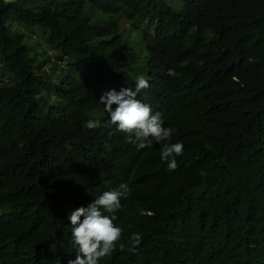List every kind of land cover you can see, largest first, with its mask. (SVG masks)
Masks as SVG:
<instances>
[{"label": "trees", "instance_id": "trees-1", "mask_svg": "<svg viewBox=\"0 0 264 264\" xmlns=\"http://www.w3.org/2000/svg\"><path fill=\"white\" fill-rule=\"evenodd\" d=\"M44 1L0 0V264L75 260L69 215L121 183L125 249L99 264H264V0ZM142 59L173 172L86 126Z\"/></svg>", "mask_w": 264, "mask_h": 264}, {"label": "clouds", "instance_id": "clouds-1", "mask_svg": "<svg viewBox=\"0 0 264 264\" xmlns=\"http://www.w3.org/2000/svg\"><path fill=\"white\" fill-rule=\"evenodd\" d=\"M167 74L177 75L172 69H169ZM149 87V80L140 76L134 89L121 88L119 92L113 89L104 93L99 103L107 113V121L101 125L100 121L90 119L86 126L89 130L100 127L111 129L107 133L109 137L124 134L127 143L135 145L137 150L152 147L153 141L161 144L160 159L167 164L168 171L173 172L178 168L176 158L183 155L184 145L179 142L168 143L173 129L164 127L160 112L153 114L148 104L137 99L138 94ZM105 147L108 148L107 145ZM129 194V186L121 183L113 190L104 191L87 207H80L71 212L68 220L71 225L72 246L77 250V254L75 260H69L68 264H99V261L109 256L117 246L121 251L125 249V244L120 243L123 230L116 226L114 221L117 220L116 213L121 209V200L127 199ZM141 240L139 233L133 234L129 240V250L135 251ZM236 240L237 237L235 242ZM252 245L255 247L257 244L249 243L245 248ZM251 255L256 256L254 253Z\"/></svg>", "mask_w": 264, "mask_h": 264}, {"label": "rangeland", "instance_id": "rangeland-1", "mask_svg": "<svg viewBox=\"0 0 264 264\" xmlns=\"http://www.w3.org/2000/svg\"><path fill=\"white\" fill-rule=\"evenodd\" d=\"M40 1H43V2H45L44 0H40ZM134 33H133V35L135 36V37H137L138 38V32L137 31H133ZM39 36H41V35H39ZM38 36V37H39ZM38 37L37 38H35V41H36V43H38ZM42 41V36L41 37H39V41ZM43 48H45V50L46 51H48V54L47 55H49V54H53V51L52 50H50V48L47 46H44ZM136 51H140V46L136 49ZM50 52V53H49ZM50 55V56H51ZM138 65H143V59L140 61L139 60V62H138V64L136 65V66H134L133 68H132V70H134V71H136V73H138V75L139 76H144L145 75V73H144V71L143 70H140V68L138 67ZM5 78V76H3V75H1L0 74V80L1 79H4Z\"/></svg>", "mask_w": 264, "mask_h": 264}, {"label": "bare ground", "instance_id": "bare-ground-1", "mask_svg": "<svg viewBox=\"0 0 264 264\" xmlns=\"http://www.w3.org/2000/svg\"><path fill=\"white\" fill-rule=\"evenodd\" d=\"M244 195V194H243ZM249 195V194H248ZM227 196H228V194H227ZM241 196V195H240ZM245 196V195H244ZM244 198V197H243ZM251 198V197H250ZM235 208V207H234ZM235 211V210H234Z\"/></svg>", "mask_w": 264, "mask_h": 264}]
</instances>
